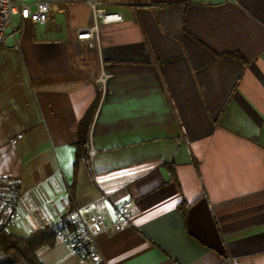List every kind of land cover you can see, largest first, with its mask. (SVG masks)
I'll list each match as a JSON object with an SVG mask.
<instances>
[{"label":"crops","instance_id":"1","mask_svg":"<svg viewBox=\"0 0 264 264\" xmlns=\"http://www.w3.org/2000/svg\"><path fill=\"white\" fill-rule=\"evenodd\" d=\"M98 1L123 18L65 0L0 44L8 229L134 201L97 236L103 264H264V0ZM84 118L96 153L75 164ZM38 256L94 264L62 232Z\"/></svg>","mask_w":264,"mask_h":264},{"label":"built area","instance_id":"2","mask_svg":"<svg viewBox=\"0 0 264 264\" xmlns=\"http://www.w3.org/2000/svg\"><path fill=\"white\" fill-rule=\"evenodd\" d=\"M65 0H0V44L7 42L10 37L18 41L17 34L23 28L26 18L35 22L48 23L53 11V6ZM96 18L103 23L122 19L121 13L108 12L100 6L98 0H86ZM102 84L105 78L98 79ZM96 149L89 146L88 155L92 159ZM134 206V201H129L120 206L116 218L107 223L100 215L94 212L91 205L76 206L66 215V219L73 225L71 230L62 232L71 250L80 255L85 261L94 264H103L104 257L97 242V236L106 230H114L127 223V217ZM219 264H236L234 257H228Z\"/></svg>","mask_w":264,"mask_h":264},{"label":"trees","instance_id":"3","mask_svg":"<svg viewBox=\"0 0 264 264\" xmlns=\"http://www.w3.org/2000/svg\"><path fill=\"white\" fill-rule=\"evenodd\" d=\"M85 119L87 118H84L80 125L75 164L81 158L87 157L88 153L89 127ZM1 178L5 177L0 176V180ZM18 191L19 186L14 183L11 214L6 217L3 209L0 208V264H44L38 256V249L46 244H54L57 235L60 232L71 230L73 225L67 221L66 214L61 221L37 228L26 235L10 231L8 225L16 205Z\"/></svg>","mask_w":264,"mask_h":264},{"label":"rangeland","instance_id":"4","mask_svg":"<svg viewBox=\"0 0 264 264\" xmlns=\"http://www.w3.org/2000/svg\"><path fill=\"white\" fill-rule=\"evenodd\" d=\"M0 180V208L3 209L6 217L12 212L11 196L14 182L8 178Z\"/></svg>","mask_w":264,"mask_h":264}]
</instances>
